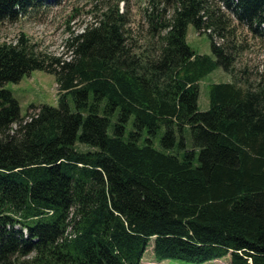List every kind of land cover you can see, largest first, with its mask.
<instances>
[{
  "label": "trees",
  "instance_id": "16d2710c",
  "mask_svg": "<svg viewBox=\"0 0 264 264\" xmlns=\"http://www.w3.org/2000/svg\"><path fill=\"white\" fill-rule=\"evenodd\" d=\"M209 1L151 0L142 43L114 7L68 39L67 57L26 34L0 43V264H141L151 243L159 262L264 264V64L255 80L236 70ZM220 2L264 32V0ZM41 5L0 0V24ZM190 25L227 42L206 32L213 57L198 55ZM217 67L232 82L211 85L201 111ZM37 70L55 76L59 107L23 117L4 86Z\"/></svg>",
  "mask_w": 264,
  "mask_h": 264
},
{
  "label": "rangeland",
  "instance_id": "374dc122",
  "mask_svg": "<svg viewBox=\"0 0 264 264\" xmlns=\"http://www.w3.org/2000/svg\"><path fill=\"white\" fill-rule=\"evenodd\" d=\"M43 5L29 10L26 15H20L17 21L4 22L0 24V43H15L21 34H26L31 42L36 45L39 53L47 54L53 57H67L68 39L73 34L82 31L85 25L93 22L96 15L108 7L118 8L126 15L128 28L132 30L134 40H145L149 37L148 25L145 19L146 10L150 8L151 0H41ZM212 10L218 16H221L227 23L229 44L236 46L235 68L239 73L247 70V78L255 80L257 72L262 71L264 64V32L254 33L245 24L239 23L231 13L227 11L220 0H210ZM164 5L161 6L163 8ZM168 17L172 15V9L166 12ZM264 28V27H262ZM214 42L222 45L227 40L220 37L213 31ZM264 31V29H262ZM207 29L204 28L197 32L190 25L187 31V43L198 55H207L213 57L211 40L207 35ZM232 82V77L221 67H217L207 74L199 83V109L207 111L209 109V88L213 84ZM4 88L10 91L20 106L21 115L25 117L28 113L33 115L32 107L48 105L59 107V93L56 78L44 71H33L25 75L18 83H6ZM74 110V105L71 104ZM131 118L127 129H132ZM16 128V126H14ZM184 136L187 139V145L190 147V131L186 130ZM179 141V140H178ZM155 147L162 149L158 140ZM86 148V147H82ZM141 264H191L180 260H166L159 262L154 255L152 243L144 255ZM205 264H230V258H224Z\"/></svg>",
  "mask_w": 264,
  "mask_h": 264
},
{
  "label": "built area",
  "instance_id": "2783aa9c",
  "mask_svg": "<svg viewBox=\"0 0 264 264\" xmlns=\"http://www.w3.org/2000/svg\"><path fill=\"white\" fill-rule=\"evenodd\" d=\"M210 32V31H209Z\"/></svg>",
  "mask_w": 264,
  "mask_h": 264
}]
</instances>
